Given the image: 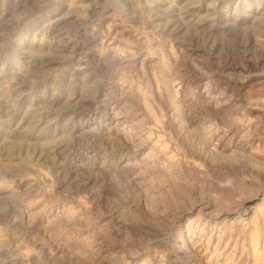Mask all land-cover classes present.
I'll list each match as a JSON object with an SVG mask.
<instances>
[{"label": "rangeland", "instance_id": "1", "mask_svg": "<svg viewBox=\"0 0 264 264\" xmlns=\"http://www.w3.org/2000/svg\"><path fill=\"white\" fill-rule=\"evenodd\" d=\"M0 264H264V0H0Z\"/></svg>", "mask_w": 264, "mask_h": 264}]
</instances>
